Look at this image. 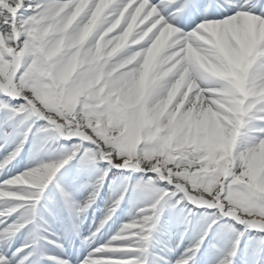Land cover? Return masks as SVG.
<instances>
[{"label": "snow or ice", "instance_id": "6c2138e0", "mask_svg": "<svg viewBox=\"0 0 264 264\" xmlns=\"http://www.w3.org/2000/svg\"><path fill=\"white\" fill-rule=\"evenodd\" d=\"M0 264H264V0H0Z\"/></svg>", "mask_w": 264, "mask_h": 264}]
</instances>
